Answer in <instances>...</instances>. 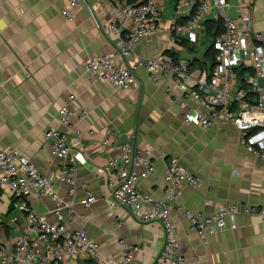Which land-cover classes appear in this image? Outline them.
Segmentation results:
<instances>
[{
  "label": "crops",
  "instance_id": "0c3cea01",
  "mask_svg": "<svg viewBox=\"0 0 264 264\" xmlns=\"http://www.w3.org/2000/svg\"><path fill=\"white\" fill-rule=\"evenodd\" d=\"M142 1L124 0L123 7ZM155 1L162 9L160 30L144 37L127 63L166 54L174 60L187 59L197 70H209L214 33L207 29L217 19L209 16L205 32H173L172 25L189 20L191 8L184 0ZM228 1V17L240 21L247 15L252 29L264 35V0ZM62 10V0H0V148H17L56 182L60 194L71 201L63 212V222L70 229L84 230L104 256L120 258L138 247L132 264H152L162 248L164 233L158 223H138L112 204L106 166L118 152L102 145L108 127L122 133L118 141L136 140L149 150L155 171L140 180L141 191L163 198L167 160L177 156L200 179L198 187L182 185L178 202L183 207L208 215L238 201L264 205V162L247 151L231 124L208 128L195 122L185 124V108L180 103L183 91L172 78L159 74L156 82L146 68L139 67L140 83L121 89L86 70L87 60L114 51L116 36L103 34L95 18L111 24L117 14L115 2L89 0L76 10L73 21ZM122 21L131 25L129 20ZM235 58L240 60L238 55ZM241 68L248 70L245 78L253 73L247 62ZM188 105L203 110L195 100H188ZM65 106L87 109L89 114L81 119L76 113L71 127L65 128L58 121L59 110ZM51 128L70 133L73 154L68 159L52 155L50 141L45 139ZM76 131L83 134L80 140L74 136ZM65 162L78 167L74 198L69 196L68 185L59 182L58 172ZM84 183L97 198L90 207L84 204ZM11 200V193L2 190L0 240L7 246L14 244L25 227L24 215L12 208ZM29 201L37 212L55 219L50 196ZM171 217L177 226L179 252L187 264H264V222L259 217L238 214L206 239L191 229L182 213ZM64 264L96 263L80 257Z\"/></svg>",
  "mask_w": 264,
  "mask_h": 264
},
{
  "label": "built area",
  "instance_id": "2783aa9c",
  "mask_svg": "<svg viewBox=\"0 0 264 264\" xmlns=\"http://www.w3.org/2000/svg\"><path fill=\"white\" fill-rule=\"evenodd\" d=\"M88 1L62 0L63 15L73 21L76 10ZM110 1L117 4L116 19L105 25L95 18V25L103 34L116 36L114 51L87 60L84 64L86 70L121 89L140 83L139 67L146 68L156 82L159 74L172 78L183 91L180 103L185 108L182 115L185 124L195 122L202 128L219 123L231 124L247 151L264 162V35L252 29L249 16L243 15L240 21L228 17L225 14L228 0H184L192 14L185 23L172 25L171 31L192 29L205 32L209 16L223 21V31L213 41L215 56L212 69L197 70L187 59L174 60L166 54L140 58L130 65L126 60L133 55L139 42L159 32L162 9L155 0L128 7H123L124 0ZM122 20H129L131 25ZM236 55L240 60L235 58ZM246 62L253 73L245 79L248 88H242L239 87L238 69ZM188 100L199 102L203 110L188 105ZM76 113L83 119L89 111L62 107L58 113L59 124L71 127V119ZM121 135L112 127L105 129L102 145L113 147L118 152L106 166L107 184L112 191L113 205L127 211L138 223L155 222L161 226L164 242L152 264H187L186 256L178 249L177 226L171 217L174 212L182 213L191 229L202 239L226 228L228 220L238 214L254 215L264 222V205L238 201L220 206L208 215L180 205L178 199L182 185L198 187L200 179L188 171L177 156L167 160L163 198L141 191L138 186L140 180L155 171L150 152L143 150L136 140L118 141ZM74 136L80 140L83 134L76 131ZM45 139L50 141L53 156L66 160L73 154L67 130L51 128L45 133ZM58 178L59 182L68 185L69 196L74 198L79 185L77 165L65 162L59 169ZM82 187L86 193L84 204L90 207L97 198L87 184H82ZM2 190L11 193V206L24 215L25 227L13 245H4L0 240V264H64L80 257L96 264H132L133 252L138 247L120 258L104 256L98 244L84 230H72L63 222V212L71 207V201L60 194L51 177L41 172L17 148H0V196ZM47 196L55 202L52 210L55 219L37 212L30 204L31 197L42 199Z\"/></svg>",
  "mask_w": 264,
  "mask_h": 264
},
{
  "label": "trees",
  "instance_id": "16d2710c",
  "mask_svg": "<svg viewBox=\"0 0 264 264\" xmlns=\"http://www.w3.org/2000/svg\"><path fill=\"white\" fill-rule=\"evenodd\" d=\"M209 32H213L214 36H213V41H214V38L217 34L221 33L223 31V21L222 19H218V20H214V21H211V23L209 24L208 26V29H207ZM214 56H215V48H214V44H213V48H212V62L214 64ZM213 64L211 66V68L209 70L212 69L213 67ZM239 70V74H238V77H239V87H242V88H248V85L246 83V78H245V73L246 69H238Z\"/></svg>",
  "mask_w": 264,
  "mask_h": 264
}]
</instances>
